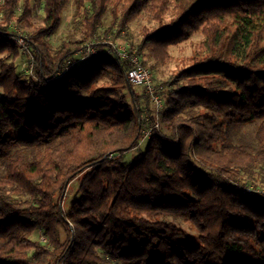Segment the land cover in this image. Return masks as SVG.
Wrapping results in <instances>:
<instances>
[{
	"label": "trees",
	"instance_id": "1",
	"mask_svg": "<svg viewBox=\"0 0 264 264\" xmlns=\"http://www.w3.org/2000/svg\"><path fill=\"white\" fill-rule=\"evenodd\" d=\"M72 2L82 36L53 48ZM146 7L156 24L133 46L152 74L170 45L204 39L161 83L160 125L124 164L156 118L128 81L130 64L104 42ZM0 9V55L21 54L4 36L15 19L37 57L28 79L0 60V264H264V194L237 186L264 188V0H4ZM89 41L100 42L92 64L68 70ZM75 178L79 197L66 210Z\"/></svg>",
	"mask_w": 264,
	"mask_h": 264
},
{
	"label": "rangeland",
	"instance_id": "2",
	"mask_svg": "<svg viewBox=\"0 0 264 264\" xmlns=\"http://www.w3.org/2000/svg\"><path fill=\"white\" fill-rule=\"evenodd\" d=\"M41 7L42 5L41 6L38 5V7L36 8L37 17L35 18V22L38 25H40V22H41L40 20V18L42 17L41 15L44 14L43 8ZM72 15H73V2L71 3L69 9L66 12H64V20L59 30L53 35L49 36L48 41L53 48H58L61 45V43L68 37L70 33H75L77 38H80L82 36L81 31L75 30L74 26L70 24L72 20ZM111 19H112L111 13L110 11H108L104 16L103 21L106 25H109L111 23ZM2 20L3 18L0 21ZM15 22H16L15 19H12L9 22H7V26H8L7 31L12 34L13 33L14 34L23 33L24 35H26L27 40H28L27 41L28 49L26 50V53H24L20 49L21 54L15 59L13 55H8L7 52H4L2 53V55H0V60H5L6 62H9L12 60L15 61L17 73L20 74L23 78L28 79L31 76H35V66L37 65L36 64L37 57L35 55L36 51H35V44L33 40L34 39L36 40V38H32L31 30L26 29L22 26H19ZM155 24H156L155 21H150L148 18L147 7L144 8L134 19L129 21L128 27L126 30L118 32V30L116 29L114 34L111 35L109 39L104 42V43L109 44V46H106V50H107L106 53L112 54V52L110 51V43L112 42L128 44L132 50L138 51V48L136 46H133V43L137 44L141 41L143 28L145 27L150 28V27L155 26ZM9 39H13L16 42L15 37H12L9 35ZM202 39H204V35L201 32H196L188 40L183 41L181 43L170 45L169 52L171 54V60L166 65L157 67V69L154 71L153 80L157 88L159 89L161 97L163 98L164 110L166 109V106H167L166 99H165L166 93L164 92L165 88L161 85V83L169 79L172 75L177 73L180 69L186 68L190 65V62L188 59L198 49V45ZM97 42L89 41V42L83 43L80 46V50L74 54L75 60H72L68 63L69 64L68 70L74 69L75 67L77 70H80L81 68H83L84 65L92 64V61L90 60L92 56H89V54H87V51L90 49L91 50L94 49L95 50L94 54H98L99 53L98 48L93 46V44ZM17 44L20 48L21 45L19 43ZM141 59L143 60L142 55H141ZM144 59L148 60V57L147 59L146 58ZM148 64L152 65V61H148ZM31 69H32V72L30 71ZM135 91L141 94L142 93L147 94L145 88H143L142 86H135ZM0 98H4L1 88H0ZM150 103H151V111H152L151 114H153L156 120L157 119L160 120V115L163 112V110L160 111V115H158L159 111L153 105L152 102ZM149 116H150V113L146 110L145 112L142 113V119L148 120ZM146 126L147 125H145L144 128ZM147 144H148V139L142 138L140 141V144L136 148L126 152L125 157L123 159V163L130 164V163L135 162L138 158H140L143 155V153L146 150ZM78 185H79L78 178H75L72 181V183L69 185L68 192H67V198L64 204L66 210H68L70 207V204L79 197L76 192ZM181 223L192 233L196 232L195 228L191 224L184 222V221H181ZM37 236H39L38 232L34 235V237H37Z\"/></svg>",
	"mask_w": 264,
	"mask_h": 264
},
{
	"label": "built area",
	"instance_id": "3",
	"mask_svg": "<svg viewBox=\"0 0 264 264\" xmlns=\"http://www.w3.org/2000/svg\"><path fill=\"white\" fill-rule=\"evenodd\" d=\"M4 0H0V6L3 3ZM4 17L3 11L0 9V20ZM4 35V34H3ZM9 35L12 37H15L16 43H19L21 51L26 53V50L28 49V43H27V37L23 33L18 34H12L10 32L5 33L4 36H7L9 38ZM110 51L115 54L116 56L120 57L122 60H125L130 64V68L127 73V78L130 84L134 86H142L145 88L146 93L148 94L151 102L153 105L157 108L159 111L158 115H160V111L164 110V103L163 98L160 95L159 89L157 88L154 80H153V74L152 71L146 67L142 63L141 55L138 51L132 50L131 47L128 44H121V43H110ZM95 53V50H88L87 54H93ZM32 72V69L30 70ZM162 87V86H161ZM160 121L159 119L156 120V122L150 126H146L143 129V138L148 139L152 133L155 127H159ZM239 188H242L245 190L246 193L254 195L257 193L264 194V188H258L254 185L250 184H237ZM43 240H45L44 237H42Z\"/></svg>",
	"mask_w": 264,
	"mask_h": 264
}]
</instances>
